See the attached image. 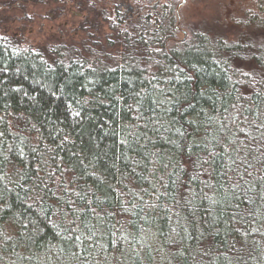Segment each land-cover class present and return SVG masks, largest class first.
Instances as JSON below:
<instances>
[{
	"label": "trees",
	"instance_id": "obj_1",
	"mask_svg": "<svg viewBox=\"0 0 264 264\" xmlns=\"http://www.w3.org/2000/svg\"><path fill=\"white\" fill-rule=\"evenodd\" d=\"M53 1L79 36L44 49L3 15L50 0H0V264H264V0L186 40L166 1Z\"/></svg>",
	"mask_w": 264,
	"mask_h": 264
},
{
	"label": "rangeland",
	"instance_id": "obj_2",
	"mask_svg": "<svg viewBox=\"0 0 264 264\" xmlns=\"http://www.w3.org/2000/svg\"><path fill=\"white\" fill-rule=\"evenodd\" d=\"M51 1L52 0H50L49 3L44 2L47 6H43L44 8L42 7L43 4L38 3L37 5L36 3V5L31 4V8H24V11L22 9L20 12H5L3 17L10 22H5L3 28L7 30L8 33H12L14 31L17 37H21L20 39H22L24 44L27 46H39L41 48L44 47V49L46 47H50V44H53L56 41H61L62 39L69 37L71 34L75 35V37H78L79 35L77 28L80 27V24L76 22L77 19H75L69 12L64 16L58 15L52 11L47 13L49 7L52 8L56 4L54 1ZM237 2L241 3L236 0L234 1L233 5L231 1V5L228 6L232 7H229L226 11L227 2L223 0H187L186 3L179 8L180 20L183 28L187 30L189 24H198L201 19H203L202 21L205 19L208 20L214 15L216 17L217 15L224 17L225 11L227 12L226 15L229 16L232 12H237L239 9L237 8ZM125 5L128 7H133L132 3L130 2L126 3ZM22 7L23 6L19 5L18 9H21ZM70 8L71 11H75L74 6ZM132 10L129 9L130 12ZM252 10L254 11V9ZM212 12H214V14H211ZM0 18L2 17L0 16ZM185 24L186 27L184 26ZM178 35L180 38L184 37L183 32H179ZM238 64L244 65L245 67L252 66V63L249 62H239Z\"/></svg>",
	"mask_w": 264,
	"mask_h": 264
},
{
	"label": "flooded vegetation",
	"instance_id": "obj_3",
	"mask_svg": "<svg viewBox=\"0 0 264 264\" xmlns=\"http://www.w3.org/2000/svg\"><path fill=\"white\" fill-rule=\"evenodd\" d=\"M161 1H166L168 4H172V5H174L175 6V11H176V15H177V18H178V25H176V28H177V30L179 31V32H183L184 33V37H185V39H184V37L182 38L183 40H186L187 39V36H188V30H186V29H184L182 26H181V20L179 21V18H180V10H179V12H178V5H179V3L181 2V0H161ZM187 1V0H186ZM132 10L131 11V13H133L134 11H135V7L133 6V7H128V10ZM132 15V14H131ZM185 32H186V34H185Z\"/></svg>",
	"mask_w": 264,
	"mask_h": 264
},
{
	"label": "water",
	"instance_id": "obj_4",
	"mask_svg": "<svg viewBox=\"0 0 264 264\" xmlns=\"http://www.w3.org/2000/svg\"><path fill=\"white\" fill-rule=\"evenodd\" d=\"M186 3V0H182L180 3H179V5H178V12H179V8L183 5V4H185ZM179 21H180V18H179ZM185 34H186V32H185Z\"/></svg>",
	"mask_w": 264,
	"mask_h": 264
}]
</instances>
